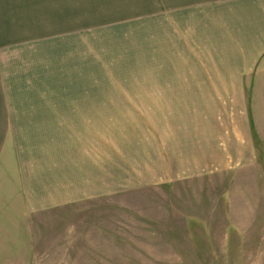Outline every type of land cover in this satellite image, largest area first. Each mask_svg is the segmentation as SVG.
<instances>
[{
	"label": "rangeland",
	"instance_id": "rangeland-1",
	"mask_svg": "<svg viewBox=\"0 0 264 264\" xmlns=\"http://www.w3.org/2000/svg\"><path fill=\"white\" fill-rule=\"evenodd\" d=\"M0 28L58 128L56 187L0 189V264H264V0H0Z\"/></svg>",
	"mask_w": 264,
	"mask_h": 264
},
{
	"label": "crops",
	"instance_id": "crops-1",
	"mask_svg": "<svg viewBox=\"0 0 264 264\" xmlns=\"http://www.w3.org/2000/svg\"><path fill=\"white\" fill-rule=\"evenodd\" d=\"M21 92V45L0 44V189L8 190L12 206L21 192L37 197L34 206L43 187L57 185L58 128H37L39 120L30 115L36 99Z\"/></svg>",
	"mask_w": 264,
	"mask_h": 264
}]
</instances>
